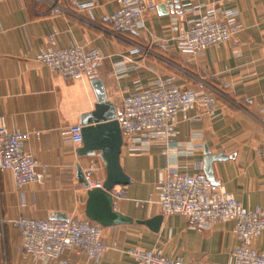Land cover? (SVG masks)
I'll list each match as a JSON object with an SVG mask.
<instances>
[{
	"label": "crops",
	"instance_id": "1",
	"mask_svg": "<svg viewBox=\"0 0 264 264\" xmlns=\"http://www.w3.org/2000/svg\"><path fill=\"white\" fill-rule=\"evenodd\" d=\"M141 1L158 8L171 0ZM180 5V11L166 8L165 14L156 9L137 28L117 34L109 18L120 0H0V126L29 134L24 151L41 166L40 181L23 187L16 186L11 172L0 170V264H59L25 256L15 220H52L56 213L88 220L87 189L76 167L91 174L94 183L104 182L106 170L98 154L78 156L81 146L73 144L68 130L95 110L94 78L101 80L118 113L125 97L152 86L158 77H173L178 86L198 95L211 93L218 101L214 115L199 106L169 145L143 139L132 148L123 145L120 163L131 183L114 189L113 194H123L115 211L139 221L162 215L156 204L141 209L137 202L156 199L161 176L204 173L205 149L228 157L213 164L218 185L244 208L264 210L259 156L264 148V0H180ZM224 11H231L242 28L237 44L211 47L198 57L175 47L173 26L202 14L222 18ZM72 46L99 49L105 59L75 81L36 61L42 49ZM102 233L105 244L115 249L93 260L69 251L63 259L67 264H136L131 251L160 250L184 264H229L239 244L233 223L193 230L185 215L163 216L158 232L133 223L102 227ZM253 247L264 252V235Z\"/></svg>",
	"mask_w": 264,
	"mask_h": 264
},
{
	"label": "built area",
	"instance_id": "2",
	"mask_svg": "<svg viewBox=\"0 0 264 264\" xmlns=\"http://www.w3.org/2000/svg\"><path fill=\"white\" fill-rule=\"evenodd\" d=\"M157 6L141 0H120L119 9L109 23L114 33L137 28L148 13ZM231 11L222 12V18L202 14L187 18L170 30L175 47L192 57L202 55L211 47L224 43L237 44L241 33ZM52 36L51 42L53 43ZM105 59L99 49L86 50L72 46L67 49L45 48L36 61L66 80H79ZM201 106L209 115L218 109V101L211 93L196 94L175 83V78L155 79L154 84L143 91L125 97L118 113V121L124 143L132 148L138 139L148 142L160 141L171 144L178 135V126L194 119L192 113ZM75 146H82V127L69 128ZM29 134L10 132L0 126V170L11 172L17 187L39 182L40 163L24 151ZM167 152V151H166ZM264 163V148L259 152ZM91 188H100L103 183H94L87 177ZM123 198L122 192L113 194L115 202ZM156 204L165 217L185 215L193 230H202L217 223H233V232L239 244L231 251L229 264H264V252L253 247V241L264 235V210L244 208L221 185L213 184L205 175L173 173L161 176L156 186V199L137 202L138 208ZM0 222V235H1ZM20 233L22 250L33 261H50L67 264L66 252L76 251L93 260L104 255L109 247L103 239L102 227L89 220H36L21 217L12 224ZM131 256L136 264H184L179 258L166 256L160 250H134Z\"/></svg>",
	"mask_w": 264,
	"mask_h": 264
},
{
	"label": "water",
	"instance_id": "3",
	"mask_svg": "<svg viewBox=\"0 0 264 264\" xmlns=\"http://www.w3.org/2000/svg\"><path fill=\"white\" fill-rule=\"evenodd\" d=\"M170 8L172 12L180 11V0H171L164 5L158 6L161 13ZM96 94L97 104L93 112L82 116L80 125L82 127L83 143L77 150L78 156L93 157L98 154L106 170V177L102 187L91 188L83 168L78 165L77 178L87 189V203L85 215L87 219L103 228L131 225L133 223L149 226L153 231L158 232L163 221V215L152 220L139 221L127 217L114 210L113 191L116 187L128 186L131 179L125 174L121 167L120 158L124 143L123 134L119 125L118 110L115 105L107 100L105 87L101 80L94 78L91 81ZM224 154H211L205 149L204 173L207 178L218 185L213 174V164L218 161L227 160ZM54 221H68L69 219L59 213L52 217Z\"/></svg>",
	"mask_w": 264,
	"mask_h": 264
}]
</instances>
